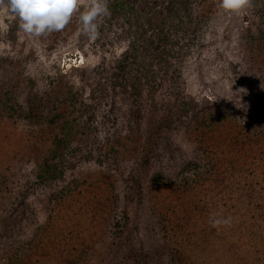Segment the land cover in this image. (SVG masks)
Masks as SVG:
<instances>
[{"label": "rangeland", "instance_id": "374dc122", "mask_svg": "<svg viewBox=\"0 0 264 264\" xmlns=\"http://www.w3.org/2000/svg\"><path fill=\"white\" fill-rule=\"evenodd\" d=\"M218 5L109 0L95 40L0 9V264H264V0Z\"/></svg>", "mask_w": 264, "mask_h": 264}, {"label": "clouds", "instance_id": "9594fccd", "mask_svg": "<svg viewBox=\"0 0 264 264\" xmlns=\"http://www.w3.org/2000/svg\"><path fill=\"white\" fill-rule=\"evenodd\" d=\"M252 6V0H219L218 7L225 12L238 13ZM6 8L18 19V30L33 37H42L63 31L78 19L82 35L95 40L99 36L98 20L111 15L109 0H0V9ZM246 92L241 88L238 92ZM232 217L212 214V228L230 226Z\"/></svg>", "mask_w": 264, "mask_h": 264}, {"label": "trees", "instance_id": "16d2710c", "mask_svg": "<svg viewBox=\"0 0 264 264\" xmlns=\"http://www.w3.org/2000/svg\"><path fill=\"white\" fill-rule=\"evenodd\" d=\"M116 5H117V2L115 3L114 6H116ZM3 169H6V167L2 168V170ZM2 170H0V177L1 176L3 177V172L4 171H2ZM56 170H57V166L54 165V164H44V165H42L39 168V170H38V178H39V180H41V181H44L46 179L53 180L55 178L56 174H61L60 170L58 172H56Z\"/></svg>", "mask_w": 264, "mask_h": 264}]
</instances>
